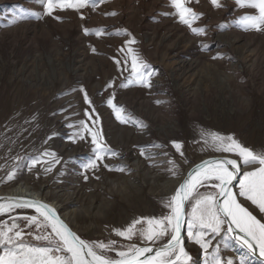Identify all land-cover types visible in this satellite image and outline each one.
<instances>
[{
    "label": "rangeland",
    "instance_id": "374dc122",
    "mask_svg": "<svg viewBox=\"0 0 264 264\" xmlns=\"http://www.w3.org/2000/svg\"><path fill=\"white\" fill-rule=\"evenodd\" d=\"M220 2L222 7L213 8L209 0H190L188 6L203 14L193 27L206 29L205 35L196 36L169 15L174 12L170 0H106L95 10H57L53 16L43 14L39 0H0V191L18 186L41 194L63 207L61 213L82 239L115 241L106 255L119 259L118 251L130 243L140 245V239L124 240L113 229L166 214L161 199L172 194L173 182L196 162L234 157L207 148L202 130L232 135L246 147L264 150V31H244L238 23L253 9L238 8L235 0ZM111 12L116 15H106ZM20 15L25 18L12 23ZM221 24L227 27L221 30ZM84 28L104 29V34L85 35ZM125 29L137 41L132 47L156 73L150 89L118 87L129 75L118 71L113 59L123 62L118 50L128 39ZM109 82L112 88L106 87ZM81 88L100 117L106 143L121 154L106 157L104 163L126 171H108L103 164L94 171L83 168L93 156L90 138L73 143L76 128L69 127L86 120ZM113 93L114 102L146 127L115 119L105 103ZM172 141L181 143L183 156ZM45 151L55 153L60 163L42 156ZM37 157L41 162L30 167ZM169 160L175 161L176 176L168 170ZM49 166L52 170L45 172ZM210 190V183L200 189ZM240 199L264 221V214ZM33 215L29 208H16L0 214V225L15 221L28 233L23 218ZM31 232L25 242L45 246L33 239L37 230ZM163 243L166 239L158 242ZM216 246L222 259L238 264L242 255L230 239L217 237ZM185 247L192 257L189 264H204L198 245L186 242Z\"/></svg>",
    "mask_w": 264,
    "mask_h": 264
},
{
    "label": "snow or ice",
    "instance_id": "6c2138e0",
    "mask_svg": "<svg viewBox=\"0 0 264 264\" xmlns=\"http://www.w3.org/2000/svg\"><path fill=\"white\" fill-rule=\"evenodd\" d=\"M103 2L106 0H39L43 6V14L47 16H53L57 10L79 12L87 7L95 10L98 3ZM209 2L213 8L223 6L220 0H209ZM189 3L190 0H170V7L174 12L169 15H175L179 23L187 26L194 35H205V28L193 27V23L203 14L195 12L188 6ZM235 4L238 8L254 10L253 14H245L239 18L238 23L244 31H264V0H235ZM106 15L114 16L116 13L111 12ZM24 18L23 15L17 16L12 23ZM54 18L60 20L58 16ZM80 18L84 19L83 15ZM218 27L223 30L227 25L221 24ZM83 31L85 35L104 34V29L84 28ZM123 32L128 36L124 45L118 50L124 55L123 62L113 59L117 70L128 72L129 75L118 87L128 88L135 85L150 89L153 86L152 77L156 73L132 47L137 41L131 33L126 29ZM119 34L121 33L117 32V35ZM207 47L203 45L202 50H206ZM92 51L95 52V49L93 48ZM219 58V56L213 57V59ZM106 87L112 88L113 82H109ZM80 91L83 93L84 103L88 106L84 112L86 120H80L77 125H69V127L76 128L70 137L73 143L90 138L93 156L83 168L86 171H94L103 164L108 171H126L124 166L114 167L104 163L106 157H120L121 154L106 143L95 107L87 92L83 88ZM114 100L113 93L105 103L119 123L146 127ZM201 138L212 151L230 153L235 158L209 159L195 165L179 183L174 193L161 199L163 208L168 210L166 214L160 217L134 219L124 229H113L114 234L124 240L132 241L134 237L140 239V245L130 243L124 246V250L118 251L119 259H112L106 255L108 251L113 250L115 241L104 243L82 239L57 215L55 208L48 204L26 197H0V201H5L0 202V214L9 213L16 208H33L37 214L23 218L25 225L30 229L28 233H25L15 221L11 225H0V249H2L0 264H189L192 257L186 250V242L199 246L205 256L204 264H236L233 258L222 259L219 247H213V240L217 237L223 241L235 240L240 247L246 249L247 255L241 256L238 264H250L248 256L257 254L261 264H264V221L258 219L240 199L250 202L259 213L264 214V150L256 151L246 147L232 135L223 136L202 130ZM171 143L176 152L183 156L181 143L177 141ZM156 147L160 146L156 145ZM140 154L146 155L143 149ZM41 155L51 157L54 163H60L55 153L45 151ZM40 162V158L37 157L33 159L30 167ZM44 163L49 162L44 161ZM168 164L171 165L168 170L176 176L175 161L169 160ZM244 168L249 170H243ZM51 170V166L44 169L45 172ZM11 178L12 174L9 173V179ZM84 179L87 181L88 176L84 175ZM237 179L238 192H235L232 185ZM209 183L212 190L201 192L200 189ZM188 205H191L190 211H186ZM185 224L186 239L181 235ZM32 228L37 230L33 239L45 242V246L25 242L24 237L32 235ZM165 239L166 243L158 244Z\"/></svg>",
    "mask_w": 264,
    "mask_h": 264
},
{
    "label": "water",
    "instance_id": "95a60500",
    "mask_svg": "<svg viewBox=\"0 0 264 264\" xmlns=\"http://www.w3.org/2000/svg\"><path fill=\"white\" fill-rule=\"evenodd\" d=\"M219 158H234V157H230V156H215V157L204 158V159H202L201 161L196 162L195 164L191 165V166L185 171V174H184V176L182 177V179L180 180L179 183L182 182L183 178H184L185 176H187L188 172H189L190 170H192V169L195 167V165L200 164V163H201L202 161H204V160H209V159H219ZM243 170H244V169H243ZM237 184H238V179H237L236 181H233V185H232L233 191H235ZM178 185H179V184H178ZM177 187H178V186H177ZM23 190H24V188H23ZM25 190L27 191V189H25ZM28 192H29L31 195H30V196H25L26 198H30V199H34V200L42 201L43 203H46V204H48L49 206L55 208L54 204H52V203H50V202H47V201H44V200H41L40 198H38L37 196H40L39 194H36V193L30 192V191H28ZM0 197H5V198H7V197H21V196L11 195V194L6 193V191H2V190H1V191H0ZM0 202H5V201H0ZM29 209L35 211V209H33V208H29ZM55 210H56V208H55ZM56 212H57V215L61 218V214L58 212V210H56ZM61 219H62V218H61ZM185 228H186V224H185V226H184V227L182 228V230H181V235H182L183 237H185ZM71 229H72V228H71ZM72 230H73V229H72ZM73 231H74V230H73ZM74 232H75V231H74ZM77 235H78V234H77ZM230 240H231V242H232V245L238 246L240 249H242L244 252H246V249L240 247V245H238V244L236 243L235 240H232V239H230ZM246 253H247V252H246ZM250 258H252L253 260H255L258 264H261V260H260V257H259L258 254H257L256 256H250Z\"/></svg>",
    "mask_w": 264,
    "mask_h": 264
},
{
    "label": "bare ground",
    "instance_id": "6f19581e",
    "mask_svg": "<svg viewBox=\"0 0 264 264\" xmlns=\"http://www.w3.org/2000/svg\"><path fill=\"white\" fill-rule=\"evenodd\" d=\"M185 174V173H184ZM184 176V175H183ZM182 179V178H181ZM181 179H177V180H175L174 182H173V184H172V187H171V190H170V192H172V194L174 193V191H175V189H176V187L178 186V184H179V182H180V180ZM166 185V184H165ZM28 192V190L26 191L25 189L23 190V188L22 187H13L12 189H9V190H7L6 191V193H8V194H11V195H17V196H21V197H25V196H30V194H28L27 193ZM41 195V194H40ZM38 198H40L41 200H44V201H46L45 199H43L42 198V195L41 196H37ZM52 204H54V203H52ZM54 206H55V208H56V210H58V212L61 214V218H62V220L66 223V224H68L69 225V227L70 228H72L73 229V227L71 226L72 225V223L70 222V220L63 214V213H61V211H62V209H63V207L62 206H60V205H57V204H54ZM63 212V211H62ZM74 230V229H73ZM75 231V230H74ZM76 232V231H75ZM233 246V249H234V251H236L237 253H238V255H242V256H245V255H247V253L246 252H244L242 249H240L238 246H235V245H232ZM248 260L250 261V263L252 264H255V260H253L252 258H250V256H248Z\"/></svg>",
    "mask_w": 264,
    "mask_h": 264
}]
</instances>
